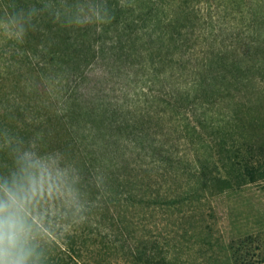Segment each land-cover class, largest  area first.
Segmentation results:
<instances>
[{"label":"rangeland","instance_id":"obj_1","mask_svg":"<svg viewBox=\"0 0 264 264\" xmlns=\"http://www.w3.org/2000/svg\"><path fill=\"white\" fill-rule=\"evenodd\" d=\"M35 1L39 7L40 0ZM165 1L164 7V0H156L158 7L147 16L151 0H133L134 17L147 16L136 34L143 39L129 44L124 52L116 45L89 68L84 59L91 50L82 52L66 44L64 36L56 40L57 23L46 15L23 42L0 34V126L25 139L43 133L42 151L60 150L69 159L77 154L73 144L77 140L95 167L112 158L106 147L104 154H96L94 145L112 140L107 147L117 151L115 163L128 165L126 170L115 169L117 178L106 199L96 186L101 185L102 174L97 184L86 182L89 200L95 205L79 225L50 234L48 264H73L60 254L70 240L80 251L79 264H101L102 259L104 264H250L247 253L264 240V179L251 181L243 176L245 166L255 163L250 147L264 132V117L249 123L241 116L237 123L221 124L218 130L227 149L221 159L217 145L209 144L213 147L207 149L184 131L189 120L183 117L164 134V64L157 59L164 17L177 15L186 24L202 16V24L224 30L221 38L227 44L235 36L245 48L250 44V50L228 57L238 64L244 60L239 69H250L249 77H264V0L190 2L200 7V13L182 10L183 0ZM4 15L0 6V18ZM78 29L70 28L73 41ZM228 70L222 74L228 80L239 75L237 69ZM223 76L217 84L224 82ZM246 82L248 87L233 91L235 98L251 100L264 116V87L260 86L262 95L256 97L255 86ZM232 109L229 99L213 112ZM103 122L131 130L110 133L101 130ZM107 135L114 139H105ZM210 156L217 161V176L229 183L213 185L208 194L197 193L193 174L198 158ZM164 195L184 198L165 205ZM249 237L257 238L252 248Z\"/></svg>","mask_w":264,"mask_h":264},{"label":"trees","instance_id":"obj_2","mask_svg":"<svg viewBox=\"0 0 264 264\" xmlns=\"http://www.w3.org/2000/svg\"><path fill=\"white\" fill-rule=\"evenodd\" d=\"M106 2L113 17L111 22L103 25L91 24L79 28V33L74 41L71 37L70 28L62 29L61 24L57 23L56 25V28H58L56 40L59 41L64 36L66 44L76 45L84 49L82 52L91 50L88 52L90 57L84 59L86 68H89L97 60L105 58L108 51L115 49L116 45L124 52L130 47L129 44L143 39L136 35L139 22L144 21L143 23H146V17L152 15L155 11L154 8L158 7L156 6V0H151L148 15L134 17L133 0H106ZM165 2L164 0V7ZM190 2H197V0H183L179 6L182 10L200 13V7H197V10L196 6H190ZM28 4L37 3L35 0H0V6L4 9L5 14L14 7H27ZM190 7H193L192 11L189 9ZM158 10L159 8L156 12ZM201 18L203 19L202 16H196V18L183 24L177 15L171 18L164 17V34L158 37L160 53L157 58L164 64V134L168 132V127L170 130V128L177 126L179 118L183 117V119L189 120L188 125L183 127L184 131L188 135H194L198 143L206 145L207 149L211 146L209 144L214 143V146L217 145V155L221 159L227 152L224 141H221V139H224L223 132L218 130L221 124L226 122L237 123L239 119H243L241 116L245 117L249 123L256 121L259 117H262V119L264 117L261 114L262 111H259V108L251 100L242 101L239 97L235 98L233 91L238 92L241 89L240 87H248L249 82L246 81H250L255 86L256 97H259L262 95L260 86L264 87V77L261 76L259 79H257V76L249 77L250 69L240 70L239 68L241 67L239 65L244 60L238 64V62L232 61L228 54L237 53L244 49L245 46L241 44L242 42L238 43L235 36L232 37L234 39L231 43L227 44L225 39L221 38V35L223 37L225 33L224 30L220 29V32H218L213 24H202ZM216 33L220 34L217 35ZM220 39L222 40L220 41ZM248 45L245 48L247 51L251 48L250 44ZM256 66V64H253L251 67L255 70L254 67ZM228 68L237 69L239 75L228 80L227 75H222L224 71H229ZM221 75L224 82L217 84V79L222 77ZM257 90L261 94H258ZM229 99L233 103L231 112H219L217 114L213 112V109L226 100L229 101ZM121 129L131 130V127L113 122H103L101 126V130L110 131V133L117 130L121 131ZM106 138L114 139L111 135H107ZM110 142L113 141L104 140V145H94V148H96L95 153L104 154L106 149L110 152L109 155L112 158L110 163L104 164L100 161V165L91 166L85 151L80 148L77 140L73 143L78 149L77 154L71 157V160L76 161L81 169L85 183L93 181L97 184L98 177L102 174L99 192H102L103 195L101 197L103 199H106L107 190L117 178V170L115 171V169L118 167L119 169H128V165L123 166L122 164L119 166L115 163L116 157H118L117 151L114 152L108 149L107 146H111ZM114 144L119 145L118 141H115ZM99 149H102L103 152L98 151ZM250 153L255 163L251 166H245L244 170H247V172L245 171L246 174L243 175L244 179L247 176L251 181H255L257 177L258 179H264V132L260 134L255 144L250 147ZM198 159V167H196L193 174L197 193L208 194L213 185L229 183V181L217 176L216 173L219 168L217 161L212 156L204 157L202 160L201 158ZM112 171L114 172L113 174ZM167 174L165 173L164 175L167 176ZM88 175L91 176L89 180L87 179ZM183 198L184 196L182 198L181 196L169 198V196L164 195V204L175 205L181 202ZM90 202L91 207H93L95 205L94 200H90ZM255 242H257V238H248L250 248ZM75 245L76 243L70 240V242L66 243V248L60 250V254L65 256L70 263L79 264L77 257H81L78 254L80 251L75 250ZM253 249L252 253L250 251L247 253V257H250V264H264V240L260 239L259 244ZM98 257H101L99 252ZM104 263L105 261L102 259L101 264Z\"/></svg>","mask_w":264,"mask_h":264},{"label":"clouds","instance_id":"obj_3","mask_svg":"<svg viewBox=\"0 0 264 264\" xmlns=\"http://www.w3.org/2000/svg\"><path fill=\"white\" fill-rule=\"evenodd\" d=\"M45 15L69 28L113 19L106 0H40L0 18V34L23 42ZM42 142L43 133L25 139L0 126V264H48L50 234L79 225L91 209L77 162L42 151Z\"/></svg>","mask_w":264,"mask_h":264}]
</instances>
